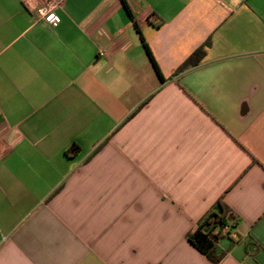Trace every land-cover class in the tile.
Segmentation results:
<instances>
[{
    "label": "crops",
    "instance_id": "0c3cea01",
    "mask_svg": "<svg viewBox=\"0 0 264 264\" xmlns=\"http://www.w3.org/2000/svg\"><path fill=\"white\" fill-rule=\"evenodd\" d=\"M126 2L165 82L122 0H0V264H212L222 197L264 264V0Z\"/></svg>",
    "mask_w": 264,
    "mask_h": 264
},
{
    "label": "trees",
    "instance_id": "16d2710c",
    "mask_svg": "<svg viewBox=\"0 0 264 264\" xmlns=\"http://www.w3.org/2000/svg\"><path fill=\"white\" fill-rule=\"evenodd\" d=\"M122 2L133 20L136 31L141 36L143 46L160 78V81L165 82L166 79L162 75L148 44L145 42L140 27L137 21L133 18L126 0H122ZM210 46L211 41H206V43L194 51L192 55L179 67V69L176 71V74L196 67L206 56L207 50ZM79 152V145L73 144L70 148V153L77 154ZM238 225V218L236 215H234L230 207L224 202L222 197L216 206L200 222L198 228L188 235L187 239L190 244H192L201 254L206 256L212 264H219L228 251H225L221 254L218 253V244L223 238L228 236L230 237L232 232L237 229Z\"/></svg>",
    "mask_w": 264,
    "mask_h": 264
},
{
    "label": "built area",
    "instance_id": "2783aa9c",
    "mask_svg": "<svg viewBox=\"0 0 264 264\" xmlns=\"http://www.w3.org/2000/svg\"><path fill=\"white\" fill-rule=\"evenodd\" d=\"M40 14L42 15V18L45 22L52 25V27H57L59 24V18L54 12V7H51L50 5L45 7L40 11Z\"/></svg>",
    "mask_w": 264,
    "mask_h": 264
}]
</instances>
